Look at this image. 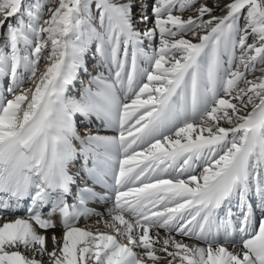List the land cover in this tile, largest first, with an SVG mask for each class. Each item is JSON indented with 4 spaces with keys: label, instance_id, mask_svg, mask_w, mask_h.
Masks as SVG:
<instances>
[{
    "label": "snow or ice",
    "instance_id": "6c2138e0",
    "mask_svg": "<svg viewBox=\"0 0 264 264\" xmlns=\"http://www.w3.org/2000/svg\"><path fill=\"white\" fill-rule=\"evenodd\" d=\"M46 7L0 0V264H44L45 256L47 264H159L166 257L168 264L177 257L180 264H264V0L211 7L96 0V24L89 0H58L43 19ZM216 8L225 14L214 15ZM185 11L195 15L182 19ZM157 37L159 49L149 54L145 42ZM93 38L101 63L115 66L114 78L95 75L80 99L69 98V86L88 72ZM77 115L117 127L119 136L87 129L81 136ZM80 157L92 159L93 178L101 157L114 161L109 232L77 227L81 217L100 215L85 207L95 192H73L70 169ZM24 200L31 201L28 217L6 222ZM58 226L62 243L53 232L49 251V237L36 228ZM153 228L168 235L150 236Z\"/></svg>",
    "mask_w": 264,
    "mask_h": 264
},
{
    "label": "bare ground",
    "instance_id": "6f19581e",
    "mask_svg": "<svg viewBox=\"0 0 264 264\" xmlns=\"http://www.w3.org/2000/svg\"><path fill=\"white\" fill-rule=\"evenodd\" d=\"M91 1H95L96 2V0H91ZM200 1L201 2H206L210 7L213 6L216 3V0H200ZM228 2H229L228 0H225V1L224 0H219V3L221 5L226 4ZM42 3L47 5V7L49 5H50V7H53L52 6L53 5L52 0H43ZM46 12H47V10H45V13ZM219 12H220V10L218 8H216V9H214L213 14L216 15V16H222V15H219ZM46 15H47L46 19L49 18V13L48 12H47ZM193 15H195L194 11H190V12L186 13L185 15H182V19L186 20L189 16H193ZM204 18L208 19L207 16H205ZM96 23H98V22H95L94 24H96ZM147 27L148 28H152L153 24L149 23L147 25ZM140 30L143 31L144 30V26H141ZM184 38L185 39H190L191 42H193V43L198 42L197 40L193 39L190 35L189 36H185ZM1 39H3V38H1ZM85 39H87V36H85ZM0 41H2V40H0ZM156 42H158V44H157L156 47H154V44ZM249 42H251V39L249 40ZM98 45H99V41H97L96 39L93 40V41L89 40V42H88V50H87V52H89L88 56L89 55L93 56V58H92V60L90 59L91 60V64L87 66L88 69L90 68L88 70V72L86 73L87 74L86 75V81L87 82H89V80L91 81V78L93 76L98 75L100 73H102L106 78H110V77L114 78V73L116 71L115 66H109L107 64H102L101 63V59L102 58H101L100 54L96 51V48L98 47ZM50 47H51V45L49 44L47 48L50 49ZM144 47H145L146 51L149 52V54H151V52L154 49L158 50L159 49V38L157 37L154 41H146ZM92 50L95 51L94 55L92 54ZM90 60H89V62H90ZM85 63L88 64V58H85ZM46 64H47V60H45L44 64L40 66V69L43 70L44 67L46 66ZM165 66H168V65L166 64ZM140 67L141 68L147 67V65H146V63L144 61H140ZM82 75L83 74H81V77H82ZM252 75L253 74H250V76H248V79H252L251 78ZM3 83H10V79L4 81ZM76 85L77 84H75V86ZM89 85H90V82H89ZM77 86H80V85L78 84ZM26 87H32L31 83H30L29 86H26ZM93 88H94V86H93ZM77 89H80V88H77ZM77 89H75V90H77ZM221 95H222V93H221ZM75 99H77V98H75ZM228 99L231 100V97H228ZM232 102L236 103L239 106V101H232ZM251 110H252L251 105H248L247 109H241V112L239 114L245 115V114H247V112H250ZM229 111H231V110H229ZM79 118H80V116L77 115V118L75 119L76 123H79L78 122ZM91 120L94 121V123H95V126L90 128V129H93L92 131H90V129L87 128L86 126H83L82 128L79 127L77 129L81 136H83L85 134V130L86 129H87L88 132H90L93 135H101V136H107V137H118L119 136V131H118L117 127L104 125L101 121L97 120L95 117H93ZM80 123L83 124L84 122H80ZM85 123L87 124L89 122H85ZM221 123L223 124V122H221ZM223 126L224 127H229V125H227V124H223ZM107 128H113V129H107ZM195 135H196V133H193V137H195ZM204 135L206 136L207 133H205ZM77 141H74V146L76 148L78 147V144L76 143ZM78 143H80V142L78 141ZM77 150H78V148H77ZM82 158H78V160L74 163L73 167L70 169V174H73L74 177H75V180H76V184L73 187V192L78 194L81 191H83L85 188H90L93 192H95L97 195L95 197L89 198L87 200V203L85 204V207L90 209V210L95 211V213H99L100 215H90V216H88L86 218L85 217H81L79 219L78 223H77V227L82 228V229H86V230H89V231H93V232H95L97 230H100V231H103V232H109V229L105 228L104 222L111 220V217L108 215V212L114 205V203L112 201H113V197H115V195L110 196L107 193L96 192L94 190L93 181L94 180L102 181V180L105 179L104 183L109 186L111 192L114 194V191H113L114 174H113V171H112V168L114 166V161L111 162V163H107V164L106 163H102V162H100V161L103 160V158L101 157L100 160L96 164V167H97V170H98V175H97V177L93 178L92 176H90L88 174V169L93 167L92 159H89L87 164H85L84 158L83 159ZM199 172H200V169H197V174H199ZM98 199H100V203L103 204V205H101V206L96 205ZM68 202H69V204L77 203V199H75V198L70 196L68 198ZM30 205H31V201L30 200L22 201L21 202V206L19 208H16L12 212L7 214L6 222H12L16 218L26 219L28 217L27 209L30 207ZM49 210H50L49 208H44V209H42V212L47 213ZM0 215H3V213L0 212ZM126 218H128L127 214H126ZM53 219H55L57 221V223L59 224V219L60 218H59L58 214L55 217H53ZM34 227H35V225H34ZM36 230H37L38 234L46 235L47 237H49V239L46 242V246H47V249L49 251H51L52 247H53L52 241H51V236H52L53 232H55V235L57 237L61 238V243H62L63 230H62L61 227L58 226L54 230L50 229V230H47V231L41 230V229H39L37 227ZM150 231H154L156 233L159 232L161 237H164V236L168 235V233H166L164 229H155V228H153V229H150ZM172 234H174V233H172ZM238 238L239 237L237 236V239ZM174 239L177 240V241H182L185 244H198L196 242L189 241V240H184V239H181V238L180 239L179 238H174ZM121 242H123V240ZM158 244H160V243L155 244L154 247H157ZM200 246H202V245H200ZM202 247H205V246H202ZM229 248H230V250H232L234 247H229ZM236 250H239V248H236ZM20 251L22 252V254L28 256L29 258H31V254L28 253L25 249L20 248ZM134 251H140L141 253L143 252L142 249H134ZM157 255L161 256V257H166V254L162 253V252H157ZM43 259H44V264H47L48 258L45 256ZM169 259H171V258H167L166 257L164 259H161L159 261V264H161V263L162 264H168V260ZM146 264H152V262L151 261H146ZM173 264H180V262L178 261V259H176L173 262Z\"/></svg>",
    "mask_w": 264,
    "mask_h": 264
},
{
    "label": "rangeland",
    "instance_id": "374dc122",
    "mask_svg": "<svg viewBox=\"0 0 264 264\" xmlns=\"http://www.w3.org/2000/svg\"><path fill=\"white\" fill-rule=\"evenodd\" d=\"M43 1V0H42ZM225 1V0H224ZM229 2H230V0H228ZM52 2H53V0H52ZM201 2V1H200ZM89 4H90V6H91V11H90V14L93 16V18H94V20H93V22L95 23V22H98V10L96 9V7H95V1H91V0H89ZM53 7H56V6H58V0H55V2H53V5H52ZM48 7H50V5L48 6ZM45 10H47V8L45 9ZM188 12H190V11H185L182 15H185L186 13H188ZM47 14V12L45 13V16L43 17V19H46V15ZM174 14H176V15H180V13L179 12H175ZM225 13L224 12H219V15H224ZM149 16H150V18H151V12H149ZM152 24V23H151ZM0 33H2V30H0ZM1 38H3V35L2 34H0V40H2V41H0V48H3L4 47V41H3V39H1ZM92 41L93 40H95V38H93V39H91ZM157 44H158V42H156L155 44H154V47H156L157 46ZM21 47H23L22 45H21ZM49 49L48 48H46V52L48 51ZM237 53L239 54V49H237ZM88 54H89V52H87L86 54H85V58H88V64H87V66L88 65H90L91 64V60H92V58H93V56H88ZM92 54L94 55L95 54V51L94 50H92ZM91 59V60H90ZM89 60H90V62H89ZM44 62H45V60H42L41 61V64H40V66L41 65H43L44 64ZM90 69V68H89ZM88 69V70H89ZM80 74V75H79ZM78 74V78H77V80H75L74 82H73V84L72 85H70L69 86V91L68 92H66V96L67 97H69V98H77V99H79L80 97H81V94L83 93V89H77V88H82L83 86H77L78 84H80V85H83L84 83H85V85L88 87L89 86V82H90V80H89V82H87L86 81V73H84L83 72V70H81V72ZM81 74H83L82 75V77H81ZM248 76H250V74L248 75ZM258 76H260V72L259 71H257V72H255V74H253L252 76H251V78L252 79H249V80H253V79H255L256 77H258ZM81 77V78H80ZM83 82V83H82ZM88 83V84H87ZM75 84H77L76 86H75ZM30 85V82H28L27 83V85H25V86H29ZM75 89H77V90H75ZM75 94V95H74ZM72 95V96H71ZM222 96H223V94H222ZM77 118V116L76 117H74V119H76ZM79 121H81V120H79ZM89 123L92 125L93 123H94V121H92V120H90L89 121ZM76 125H77V129L80 127V124L79 123H76ZM94 126H95V123H94ZM93 126V127H94ZM91 128V127H90ZM93 129H90V131H92ZM80 145L78 146V150L77 151H79L80 150ZM253 180L255 181V177L253 178ZM235 202H233V205H232V208H233V212H236V211H238L237 209H236V207H235ZM236 210V211H235ZM93 211V210H92ZM93 212H95V211H93ZM257 216H259V215H257ZM155 233L156 232H154V231H150V236H154L155 235ZM174 238H181V239H184V240H189V241H193V242H196V243H198L197 241H194V240H191V239H189L188 237H183V236H180V235H176V234H171ZM199 244V243H198ZM161 247V244H158L157 245V247L156 248H160ZM236 248H238V247H236ZM170 250H175L174 248H172V249H170ZM178 259V261H179V258H177ZM162 264V263H161Z\"/></svg>",
    "mask_w": 264,
    "mask_h": 264
}]
</instances>
